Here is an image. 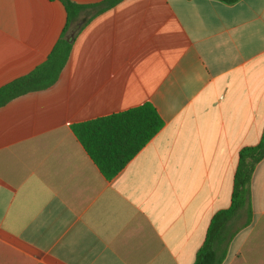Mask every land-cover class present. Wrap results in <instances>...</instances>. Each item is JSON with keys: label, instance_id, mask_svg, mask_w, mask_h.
<instances>
[{"label": "crops", "instance_id": "obj_1", "mask_svg": "<svg viewBox=\"0 0 264 264\" xmlns=\"http://www.w3.org/2000/svg\"><path fill=\"white\" fill-rule=\"evenodd\" d=\"M65 24L58 0H0V88ZM146 103L162 127L106 179L72 126ZM263 129L264 0H120L51 86L0 106V264H193ZM250 202L221 264H264V157Z\"/></svg>", "mask_w": 264, "mask_h": 264}, {"label": "trees", "instance_id": "obj_2", "mask_svg": "<svg viewBox=\"0 0 264 264\" xmlns=\"http://www.w3.org/2000/svg\"><path fill=\"white\" fill-rule=\"evenodd\" d=\"M66 12V24L46 60L29 74L0 88V106L27 92L46 89L58 78L75 36L97 14L120 0L79 5L58 0ZM234 4L239 0H217ZM162 121L148 103L72 126L85 152L106 179L114 177L158 132ZM264 157V129L255 146L243 147L233 176L230 205L216 212L193 264H221L233 236L251 220L250 181L257 163Z\"/></svg>", "mask_w": 264, "mask_h": 264}]
</instances>
